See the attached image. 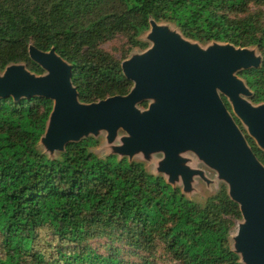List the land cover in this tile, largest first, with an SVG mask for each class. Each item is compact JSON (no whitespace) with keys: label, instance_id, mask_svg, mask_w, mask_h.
<instances>
[{"label":"trees","instance_id":"1","mask_svg":"<svg viewBox=\"0 0 264 264\" xmlns=\"http://www.w3.org/2000/svg\"><path fill=\"white\" fill-rule=\"evenodd\" d=\"M151 22L198 43L256 49L260 66L239 76L251 101L264 103V0H0V71L23 64L41 75L29 47L53 50L70 65L79 102L126 96L132 82L98 44L121 34L128 47L145 50L137 38ZM52 109L39 96L0 97V264H132L79 247L102 235L133 248L160 241L177 264H240L228 238L241 213L225 187L201 206L139 162L97 158L87 140L48 157L39 142ZM246 141L264 165V152ZM42 231L72 248L47 256Z\"/></svg>","mask_w":264,"mask_h":264},{"label":"water","instance_id":"2","mask_svg":"<svg viewBox=\"0 0 264 264\" xmlns=\"http://www.w3.org/2000/svg\"><path fill=\"white\" fill-rule=\"evenodd\" d=\"M153 43L143 56L122 63L124 76L133 83L126 96H113L83 105L70 82L71 68L53 50L29 47V58L47 72L35 77L22 65L8 66L0 74V97L39 96L53 102L41 141L49 150H64L83 134L105 130L112 141L118 129L129 136L123 151L130 154L163 152V169L171 177L186 179L192 173L179 165L177 154L192 151L229 185V196L239 205L245 223L236 239L248 264H264V168L227 114L217 89L227 95L249 134L264 149V105L254 108L238 97L247 95L232 73L258 68L260 59L227 45L206 53L151 22ZM157 99L140 115L134 103ZM173 178V179H174Z\"/></svg>","mask_w":264,"mask_h":264},{"label":"rangeland","instance_id":"3","mask_svg":"<svg viewBox=\"0 0 264 264\" xmlns=\"http://www.w3.org/2000/svg\"><path fill=\"white\" fill-rule=\"evenodd\" d=\"M157 25L162 28H165L168 31L169 35H175L180 37L182 41L186 42L192 48L197 49L198 51L203 53H206L209 49L215 47L222 48L229 45V44H222L216 42L198 43L196 41H192L184 38L180 34L179 30L170 23L161 22ZM150 34H151V25L148 31H146L139 38H137L138 41L145 43L147 45V48L145 50L128 47L125 36L121 34L116 35L114 38L110 40L99 43L98 49L101 50L103 53L107 54L112 60L120 61L122 64L133 58H137L145 55L147 51L153 47V43L149 39ZM236 50H238V48H236ZM239 50L247 51L249 54L254 56V58L260 59L259 63H261L262 58L256 49L242 48ZM18 65H22L25 67V65L23 64H18ZM4 71H0L1 76L3 75ZM241 71H245V70L242 69L237 70L233 72L232 75L236 80L240 81L243 84L248 94L247 95L238 94V97L254 108H258L264 105V103L257 104L251 101L252 92L246 85L244 79H242L239 76V72ZM28 72L31 73L30 71ZM31 74L34 75L35 77H44L47 75V72L43 70V73L41 75H35L33 73ZM216 92L220 100L223 99L224 101H226L225 108L227 114L233 120L235 126L241 133L242 137L246 142L247 147L250 148L246 141V137H249L254 141L255 145L258 148H260L256 140L249 134L248 127L242 122V120L235 113L233 109L232 100L227 95L222 93L220 90L217 89ZM98 102H94V103H98ZM79 103L83 105H89L81 102ZM164 104L165 103L160 100L148 98L134 103V109L140 115H143L145 112L149 111L152 106L164 105ZM128 137L129 136L127 135L126 132H124L122 129H118L114 139L112 141H109L108 132L105 130H99V131L83 134L82 137L79 139V141L80 140L90 141L91 145L89 151L99 159H104L106 156L113 155L117 159L125 158L127 159L128 162L141 163L148 174L162 177L167 184H169L173 188L178 189L185 198L201 206L205 204L206 200L209 197H212L217 192H219L222 187L226 188L227 194L229 196V185L220 178V175L216 170L206 165L194 152L180 151L177 154L179 165L185 168L187 173H192V174L186 177V179H182L181 176L179 175L176 178H174V176L171 177V174L167 170L163 169L164 165L162 166V164L165 161V155L162 151L161 152L156 151L150 154H143L142 152H136L130 154L126 151H123V139ZM260 149L264 152V149L262 148ZM39 150L51 158L58 157V154L63 152V150L62 151L49 150L41 140L39 142ZM260 165L264 168L263 164ZM244 223L245 221L242 218V216L241 219H237V220L232 219V226L230 228L229 238H228L229 247L238 256V262L240 264H248L245 261L243 254L238 251V246H237L238 243L236 241L241 226L244 225ZM38 246L40 249L46 252L47 256H53V257H56L58 249L65 250L72 248L70 247L72 246L70 244L58 243L55 239L51 237V235L47 231H42L41 239L40 242L38 243ZM79 247L89 248L100 255H108L109 253L113 252L118 260L132 264H142L144 262H150L152 264H177V262L171 261L169 255L165 252L163 248V244L160 241L158 242L156 241L154 247L151 249H148V247L133 248L131 246H127L119 243V241L116 239L102 235L101 237L88 240L87 242L81 244ZM52 264H57V263L53 262Z\"/></svg>","mask_w":264,"mask_h":264},{"label":"flooded vegetation","instance_id":"4","mask_svg":"<svg viewBox=\"0 0 264 264\" xmlns=\"http://www.w3.org/2000/svg\"><path fill=\"white\" fill-rule=\"evenodd\" d=\"M221 102H222L223 106L226 107V101H224L223 99H221Z\"/></svg>","mask_w":264,"mask_h":264}]
</instances>
